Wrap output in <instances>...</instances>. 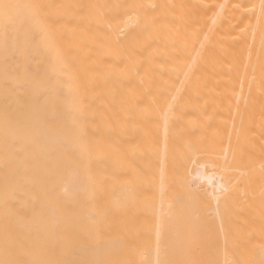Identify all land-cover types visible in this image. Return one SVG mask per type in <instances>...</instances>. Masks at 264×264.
Returning a JSON list of instances; mask_svg holds the SVG:
<instances>
[{"label": "bare ground", "instance_id": "1", "mask_svg": "<svg viewBox=\"0 0 264 264\" xmlns=\"http://www.w3.org/2000/svg\"><path fill=\"white\" fill-rule=\"evenodd\" d=\"M39 244L264 264V0H0V258Z\"/></svg>", "mask_w": 264, "mask_h": 264}, {"label": "rangeland", "instance_id": "2", "mask_svg": "<svg viewBox=\"0 0 264 264\" xmlns=\"http://www.w3.org/2000/svg\"><path fill=\"white\" fill-rule=\"evenodd\" d=\"M23 246L24 245H16V246H14L15 248H19V247H21V248H23ZM27 246V245H26ZM31 246V247H30ZM36 246V247H35ZM60 246V244L58 245H41L40 246V244L39 245H28L27 246V249H29V247H30V249H33L32 251H26V250H23L22 251V253H23V255L24 254H26L27 253V255H25V256H23L22 255V253L21 252H19V255H18V253H14L13 252V254L10 252L9 254H8V256H7V254L5 253V254H2V256H1V260H0V264H8L9 263V261H10V263L9 264H11L12 262L13 263H18L17 261H19L21 258H23V259H21L20 261H19V263H22V264H24V262H25V264H28V261L30 262L31 260H33L32 262H30L31 264H40L42 261L44 262V264H51V262L53 261L54 263H52V264H95V263H91L90 261H88V257H90L91 255H92V252H90V251H76V249L77 248H88L89 246H86V245H83V246H79V245H68L67 246V244H61V246ZM8 247V246H7ZM63 247V250L61 249ZM0 248H6V246H0ZM8 248H13V246H9ZM69 248H71V249H69ZM23 249H26L25 247L23 248ZM53 249H54V251H53ZM61 249V250H60ZM50 250V251H49ZM52 250V251H51ZM70 252H69V251ZM68 251V252H67ZM25 252V253H24ZM32 252H35V254L34 253H32ZM49 252V253H48ZM52 252H54V253H52ZM59 252V253H58ZM67 252V253H66ZM64 253H66V254H64ZM72 253V254H71ZM75 253H76V255H75ZM47 254H49V255H52V257L50 258L49 256H47ZM74 254V255H73ZM12 255V256H11ZM14 255H16V256H14ZM32 255V256H31ZM57 255V256H56ZM63 256V258H62V256ZM18 256V257H17ZM28 256H29V258H28ZM45 256V257H44ZM53 256H55V257H53ZM65 256H66V260H65ZM19 257H21L19 260H18V258ZM48 257H49V259H48ZM56 257H57V260H56ZM6 258V259H5ZM14 258H15V260H16V258H17V260H16V262H14L15 260H14ZM32 258V259H31ZM53 258V259H52ZM61 258V259H60ZM68 258V259H67ZM86 258V259H85ZM116 258H118V255L116 256ZM14 261H13V260ZM55 259V260H54ZM6 260V261H5ZM9 260V261H8ZM63 260H65V261H63ZM3 261H5V263L3 262ZM62 261V262H61ZM88 261V262H87ZM7 262V263H6ZM43 262L41 263V264H43ZM119 263V261L117 260L116 261V264H118ZM12 263V264H13ZM29 263V264H30ZM120 264V263H119Z\"/></svg>", "mask_w": 264, "mask_h": 264}]
</instances>
